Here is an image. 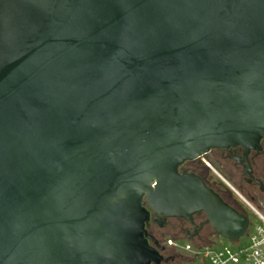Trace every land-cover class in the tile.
I'll return each instance as SVG.
<instances>
[{"label":"water","instance_id":"95a60500","mask_svg":"<svg viewBox=\"0 0 264 264\" xmlns=\"http://www.w3.org/2000/svg\"><path fill=\"white\" fill-rule=\"evenodd\" d=\"M261 140L264 0H0V264H159L151 214L236 243L178 167Z\"/></svg>","mask_w":264,"mask_h":264},{"label":"flooded vegetation","instance_id":"af4514ba","mask_svg":"<svg viewBox=\"0 0 264 264\" xmlns=\"http://www.w3.org/2000/svg\"><path fill=\"white\" fill-rule=\"evenodd\" d=\"M213 171L217 174L221 173L222 176L219 175L221 178L236 181L240 186L250 190L249 192L264 195V140H261L255 149L246 150L242 147L211 149L194 160L183 162L178 167L180 174L198 176L210 190L230 206L224 200L225 190L220 178L214 177ZM245 172H248L250 177L246 176ZM253 181H259L263 191ZM249 200L252 203L256 202L251 197ZM144 230L148 245L160 258L159 264H165L172 253V250L166 246L169 239L203 247L222 244L225 241L216 235L210 224L206 223V217L202 212L194 214L191 221L184 218H155L151 214Z\"/></svg>","mask_w":264,"mask_h":264},{"label":"built area","instance_id":"2783aa9c","mask_svg":"<svg viewBox=\"0 0 264 264\" xmlns=\"http://www.w3.org/2000/svg\"><path fill=\"white\" fill-rule=\"evenodd\" d=\"M213 173L239 197L255 220V225L246 236V244L238 245L237 241L229 245L220 243L203 247L169 239L166 246L172 250L171 260L169 258L165 264H264V212L238 195L216 172Z\"/></svg>","mask_w":264,"mask_h":264},{"label":"rangeland","instance_id":"374dc122","mask_svg":"<svg viewBox=\"0 0 264 264\" xmlns=\"http://www.w3.org/2000/svg\"><path fill=\"white\" fill-rule=\"evenodd\" d=\"M214 175V174H213ZM218 175L222 176L221 173L218 172ZM214 177H216L217 179H219L217 176L214 175ZM223 180H225L229 186L234 189V191L240 195L243 199L251 202L249 199L250 197L255 199V203H252L251 204L255 207V208H259L261 211L264 212V196L261 197L260 195L256 194V192H249L250 190H248L247 188H245L244 186H240V184H238L236 181H232V180H229V179H225L224 177L222 178ZM220 180V179H219ZM221 181V180H220ZM221 183H223L221 181ZM224 184V183H223ZM225 185V184H224ZM226 186V185H225ZM227 187V186H226ZM228 188V187H227ZM239 188H241V191L239 190ZM228 190L236 196V198L238 199V201L242 204V206L244 207L242 201L239 199V197L230 189L228 188ZM229 195V194H228ZM228 195L226 194L225 195V198L228 197ZM228 199V198H227ZM245 208V207H244Z\"/></svg>","mask_w":264,"mask_h":264},{"label":"trees","instance_id":"16d2710c","mask_svg":"<svg viewBox=\"0 0 264 264\" xmlns=\"http://www.w3.org/2000/svg\"><path fill=\"white\" fill-rule=\"evenodd\" d=\"M221 185L224 187V190H225V191H224V200H226V202H227L230 206H232L234 209H236L237 211H239V212L242 213V214H245V215L248 217V219H249V224H250V228H249V230L247 231L245 237L241 238V239L237 242L238 245H245L246 242H247V240H246V236H247V234H249V232L251 231V227L255 225V222H254L255 220H254L253 216L249 213V211H248L246 208H244V207L242 206V204L238 201V199L236 198V196L233 195V194L228 190V188H227L224 184L221 183ZM239 190L241 191V188H239ZM226 194H227V195L229 194L228 197H227L228 199L225 198V195H226ZM259 195H260L261 197L264 196V195H262V194H260V193H259ZM223 244H224V245H229L230 243L224 241ZM232 246H236V244H233Z\"/></svg>","mask_w":264,"mask_h":264}]
</instances>
